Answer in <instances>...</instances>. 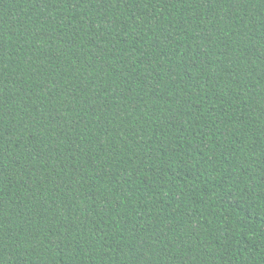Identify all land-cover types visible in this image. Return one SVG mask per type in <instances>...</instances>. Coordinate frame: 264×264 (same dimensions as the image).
<instances>
[{
  "label": "trees",
  "instance_id": "obj_1",
  "mask_svg": "<svg viewBox=\"0 0 264 264\" xmlns=\"http://www.w3.org/2000/svg\"><path fill=\"white\" fill-rule=\"evenodd\" d=\"M0 264H264V0H0Z\"/></svg>",
  "mask_w": 264,
  "mask_h": 264
}]
</instances>
